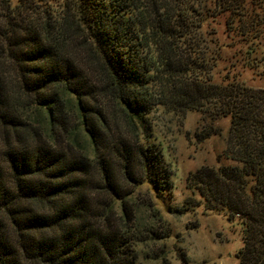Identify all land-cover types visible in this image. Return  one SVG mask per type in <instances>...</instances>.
<instances>
[{
	"label": "trees",
	"instance_id": "obj_1",
	"mask_svg": "<svg viewBox=\"0 0 264 264\" xmlns=\"http://www.w3.org/2000/svg\"><path fill=\"white\" fill-rule=\"evenodd\" d=\"M48 2L0 0V264H136L129 196L171 187L151 141L158 108L229 118L228 164L189 173L185 188L235 221L239 264H264V87L211 73L232 37L254 63L264 0ZM221 15L230 44L205 28Z\"/></svg>",
	"mask_w": 264,
	"mask_h": 264
},
{
	"label": "rangeland",
	"instance_id": "obj_2",
	"mask_svg": "<svg viewBox=\"0 0 264 264\" xmlns=\"http://www.w3.org/2000/svg\"><path fill=\"white\" fill-rule=\"evenodd\" d=\"M57 5V0L46 3L48 7ZM33 7L39 9L44 5L34 3ZM224 17L221 15L206 21L205 28L214 31L219 45L231 42L224 32ZM239 40L232 37L233 47L221 53V59L211 71L212 79L222 83L225 74L229 73L249 87L263 88L264 43H255L248 55L249 61L254 63L244 66L241 52L248 46ZM233 52L240 53L231 59ZM232 61L234 65L231 68ZM27 118L44 130L42 117L36 111ZM150 122L153 125L151 141L161 147L163 160L172 172L171 187L156 189L143 183L129 196L135 209L128 231L134 241L136 264H239L236 254L241 247V239L235 221L228 219L224 212L205 210L201 204L195 205L199 198L185 188L189 173L201 167L217 168L228 164L221 153L226 144L229 118L209 120L197 111H189L179 119L158 108L151 113ZM206 128L210 129L211 135L198 142L195 134ZM71 138L74 146L83 147L82 150L89 153L80 133L71 135ZM188 197L193 200L188 201Z\"/></svg>",
	"mask_w": 264,
	"mask_h": 264
}]
</instances>
